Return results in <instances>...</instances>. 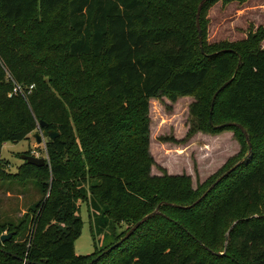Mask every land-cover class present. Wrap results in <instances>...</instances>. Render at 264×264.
<instances>
[{
    "label": "trees",
    "instance_id": "1",
    "mask_svg": "<svg viewBox=\"0 0 264 264\" xmlns=\"http://www.w3.org/2000/svg\"><path fill=\"white\" fill-rule=\"evenodd\" d=\"M214 1L204 3L201 22ZM200 2L0 0V59L20 83L31 76L25 75L31 70L30 62L20 63L21 59L30 58L40 69L47 65V54L36 56L44 36H37L40 31L32 33L35 28L21 29L39 22L42 9L61 17L58 30L63 28L70 37L65 45L67 58L103 64L92 72L91 67L80 71L82 77L91 75L93 91L81 98L78 107L70 100L68 106L60 101L54 104L45 88L30 97L35 113L42 114L40 124L46 123L44 130L59 135L47 142L50 166L25 161L19 176L45 175L52 187L37 218L0 223V264H87L130 230L98 253L77 254L74 241L83 225L77 216L78 199L89 202L94 238L110 227L114 231L116 218L130 219L135 225L159 207L156 215L93 264H264V27L236 41L212 45L204 41L203 48L196 23ZM202 28L205 31L204 23ZM4 31L13 35L8 43ZM33 36L38 40L33 41ZM18 43L25 57L16 52ZM212 71L223 79L219 88L235 75L214 101L215 105L223 98L227 119L216 124L213 105L198 128L238 131L248 152L239 126L219 127L242 124L253 150L245 160L247 154H243L238 162L243 161L200 200L238 162L204 188L194 189L185 174L152 176L156 162L149 152L147 115L151 98L195 96ZM15 87L4 80L0 63V144L20 142L36 129L34 114L23 97L9 96ZM52 109L62 112L61 123L45 118ZM192 111L198 115L196 105ZM195 129L190 128L182 141ZM87 174L97 179L89 197L84 186ZM9 177L0 161V180ZM10 232H14L12 238L3 242L1 236Z\"/></svg>",
    "mask_w": 264,
    "mask_h": 264
},
{
    "label": "rangeland",
    "instance_id": "2",
    "mask_svg": "<svg viewBox=\"0 0 264 264\" xmlns=\"http://www.w3.org/2000/svg\"><path fill=\"white\" fill-rule=\"evenodd\" d=\"M200 18L201 13L199 15L201 36L199 34V37L200 45L203 48L204 41L207 45H212L223 40L244 39L249 32H255L258 28L264 27V0H215L209 6L203 22ZM60 21V16L42 9L39 22L21 27L22 30L23 28H35L34 31L32 29V33L40 31L37 36H44V40L40 41L42 50L37 52L36 56L39 58L40 55L43 57L47 54L46 56L49 57L47 65L43 69L34 66L30 58L20 60V63L30 62L31 65L29 67L31 70L28 69L29 71L25 74L26 76L31 74V76H28L26 81L20 83L10 67L0 59L4 70V80L12 81L18 89V93L13 89L9 96H22L29 110L34 114L37 124L36 129L31 131L26 139L17 143L4 141L0 144V161L6 166L10 176L0 180V223L8 221L19 223L22 219L37 218L41 210H44L45 200L50 196L52 187L50 177L37 174L36 177L22 179L19 176L20 167L25 163L22 154L45 158L50 166V157L47 151V142L50 138L43 135L45 130L39 121L42 114L35 113L30 97L35 91H44L43 88H45L47 97L51 102H55L54 104L61 102L67 105L70 100L71 104L78 107L81 104V98H85L87 92L93 91L91 75L82 77L79 75L80 71L91 67L90 71L92 72L103 65L101 60L85 62L67 58L65 45L70 37L64 33L63 28L58 30ZM203 23L205 31L202 28ZM31 38L33 41L38 40L34 36ZM3 39L8 43L13 39V35L4 31ZM261 43L264 47V40ZM51 44L53 45L50 48ZM17 45L16 52L25 57V50L20 43ZM20 68L21 65L16 70L20 72ZM79 79H83L84 83L80 85ZM222 81L223 79L218 73L212 71L204 89L195 96L172 99L159 95L150 99L147 115L150 133L149 152L156 162L151 168L152 176L159 178L163 177L165 173L169 175L185 174L190 177L194 189L200 185L204 188L210 184V180L216 176L219 177L222 172L238 162L243 154H248L238 131L232 129L216 131L208 128L200 130L198 128L201 124H205L214 93ZM222 102L223 98H219L214 105L216 124H221L223 120L227 119L224 116ZM121 103L122 101L117 102L118 105ZM193 105L198 108V115L193 113ZM52 110V114L48 113V110L44 112L48 113L45 118H49L57 124L61 123L63 121L61 119L62 112L56 109ZM70 122L75 126L73 117ZM194 127L196 128L194 134L187 141H182L190 128ZM36 133L41 134L43 138L41 143L37 141ZM96 181L95 177L90 174L86 175L84 186L87 197L92 194L90 186ZM42 186L46 188L45 192L42 191ZM77 210V216L83 220L81 234L74 241L77 254L86 255L100 252L133 225L130 219L118 220L116 218L114 231L110 227L105 231L106 233L104 232L107 234L106 236L102 233L101 235L96 234L94 238L88 200L78 199ZM32 230L33 223L30 225V232Z\"/></svg>",
    "mask_w": 264,
    "mask_h": 264
},
{
    "label": "water",
    "instance_id": "3",
    "mask_svg": "<svg viewBox=\"0 0 264 264\" xmlns=\"http://www.w3.org/2000/svg\"><path fill=\"white\" fill-rule=\"evenodd\" d=\"M207 0H201L200 4H199V7H198V11H197V24H198V27H199V15H200V12H201V9L204 5V3L206 2ZM199 34L201 36V30H200V27H199ZM238 70V68H237ZM236 70V72H237ZM235 75L229 80V81H226L214 94L213 96V101H212V108H213V105H214V101L217 97V95L219 94V92L224 89L233 79H234ZM211 108V110H212ZM211 124H213L212 120H211ZM231 125H236V126H239L243 133L245 134V137H246V140H247V143H248V146H249V151H248V154L247 156L243 159L245 160L247 157H249V155L252 153V150H253V146H252V143H251V140H250V137H249V133L248 131L246 130V128L242 125V124H239V123H235V122H229V123H226V124H223L219 127H222V126H231ZM41 126H46V123L45 122H42L41 123ZM43 135L46 137V136H49L50 139H54L56 138L59 133L56 132V131H53V130H50V131H44ZM35 137L37 138V141L39 143L42 142V136L41 134L39 133H36L35 134ZM22 159H24V161H26L27 163L29 164H32V165H35V166H43L46 162L45 158H39V157H36V156H33V155H29V154H22ZM242 160V161H243ZM242 161L238 162L235 166H233L228 172H226L223 176H221L220 178H218V180L215 182V184H213L204 194L203 196L200 198V200L202 198H204L206 196V194L216 185L218 184L221 179H223L226 175H228L232 170H234L238 165L239 163H241ZM159 212V207H157L154 211L150 212L149 214L145 215L141 220H139L135 225L132 226V228L126 233V235L120 239L118 242H116L115 244H113L110 248L106 249L102 254L98 255L96 258H94L93 260H91L90 262H88L87 264H93L95 261H97L102 255L108 253L109 251H111L112 249L116 248L117 246H119L124 240H126L141 224H143L144 222H146L149 218H151L152 216L156 215L157 213ZM14 235V232H10V233H6V234H3L1 236V240L4 242L6 240H9L12 238V236Z\"/></svg>",
    "mask_w": 264,
    "mask_h": 264
},
{
    "label": "built area",
    "instance_id": "4",
    "mask_svg": "<svg viewBox=\"0 0 264 264\" xmlns=\"http://www.w3.org/2000/svg\"><path fill=\"white\" fill-rule=\"evenodd\" d=\"M14 90H15V92H17V91H18L17 87H15V89H14Z\"/></svg>",
    "mask_w": 264,
    "mask_h": 264
}]
</instances>
